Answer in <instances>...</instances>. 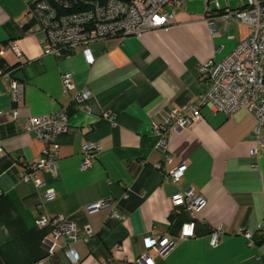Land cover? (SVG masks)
I'll return each mask as SVG.
<instances>
[{"label":"crops","instance_id":"1","mask_svg":"<svg viewBox=\"0 0 264 264\" xmlns=\"http://www.w3.org/2000/svg\"><path fill=\"white\" fill-rule=\"evenodd\" d=\"M217 1L221 8L246 3ZM219 13L212 2L183 0L168 25L141 37L91 41L93 62L88 63L80 47L60 56L43 54L44 35L34 30L24 0H0V56L12 67L8 77L20 85L16 99L6 73L0 75V264H33L41 258L43 264H72L64 239L52 254L42 244L51 237L50 227L36 222L45 187L55 191L43 200L46 214L74 221L78 235L85 226L92 229L87 241L70 244L79 256L75 264H136L149 233L175 239L168 252L154 255L153 264H264V148L255 158L249 155L258 139L264 142V125L257 134L256 118L246 108L225 116L202 106L199 118L168 135L171 164L157 148L152 128L168 109L185 108L207 91L199 76L202 63L222 59L249 35L246 24L225 22ZM63 72L72 74L71 91L62 90ZM84 90L90 97L80 108L72 94ZM62 108L71 129L56 137L55 170H37L46 183L39 190L21 179L26 164L38 161L43 150L40 139L26 130V119ZM105 112L116 116V125ZM88 141L100 150L83 170L82 146ZM181 163L186 166L181 180H165L164 174ZM188 187L203 196V205L193 213H173L172 197ZM106 197L117 201L122 220L109 219L106 208L85 209ZM188 221L194 222L195 235L180 238ZM217 227L223 233L212 246ZM242 229L250 231L252 243Z\"/></svg>","mask_w":264,"mask_h":264},{"label":"built area","instance_id":"2","mask_svg":"<svg viewBox=\"0 0 264 264\" xmlns=\"http://www.w3.org/2000/svg\"><path fill=\"white\" fill-rule=\"evenodd\" d=\"M31 14L34 30L44 35L41 41L43 54L60 56L74 52L81 48L88 63L93 62L89 43L107 37L123 38L126 36L141 37L145 32L163 27L173 22L177 10L183 0H24ZM212 2L214 9L220 10L219 17L225 22L237 21L249 28V35L236 45L220 60L209 59L199 67V76L206 82L207 91L200 94L197 101L182 109H168L165 118L154 123L152 128L157 136V148L165 152V161L171 164L173 157L168 152L167 137L170 133L184 128L191 120L200 117V107L206 106L213 113L231 116L237 109L246 108L251 111L257 122L256 133L264 125V0H246L243 6L235 8H221L217 0ZM207 12L212 9L208 7ZM208 22L213 26V17ZM7 85L10 91L19 99L20 85L8 77ZM61 87L64 92L74 89L73 77L70 72L61 74ZM90 97L88 90L75 91L72 100L80 107L86 108ZM17 118V111L11 112ZM112 125L117 124L114 114L103 113ZM66 109H59L51 115H31L26 119V130L33 132L43 144L42 157L35 162L26 164V171L22 173L24 182H32L37 189L45 187V182L37 173L41 170H55L58 143L57 135L70 130ZM90 129V128H89ZM257 145L249 149V155L257 156L258 150L264 148V142L258 139ZM82 160L80 169L91 167L100 145L85 142L82 146ZM158 166V165H157ZM184 163L170 168L164 179L171 183H178L185 174ZM55 196L52 187H45L37 204L40 215L36 222L39 226H49L51 237L42 240L48 254H52L65 240L64 254L72 264L79 261V256L70 245L77 240L87 241L92 229L85 226L81 235L77 234L74 221L62 215H48L44 211L43 200ZM173 213L198 211L204 203V198L193 187L177 192L171 199ZM106 208L108 218L122 220L117 201L113 197H106L85 206L87 211ZM194 222H185L180 229L179 237L186 238L195 235ZM222 227L211 232L210 244L216 246L220 242ZM241 233L249 243H252L250 231L242 229ZM175 243V239L167 235L160 237L152 233L144 237L145 251L138 255L136 264H153L154 255H164ZM152 251V252H150ZM41 258L33 264H43Z\"/></svg>","mask_w":264,"mask_h":264},{"label":"trees","instance_id":"3","mask_svg":"<svg viewBox=\"0 0 264 264\" xmlns=\"http://www.w3.org/2000/svg\"><path fill=\"white\" fill-rule=\"evenodd\" d=\"M12 69L11 66H8L4 59L0 56V75L9 72Z\"/></svg>","mask_w":264,"mask_h":264}]
</instances>
